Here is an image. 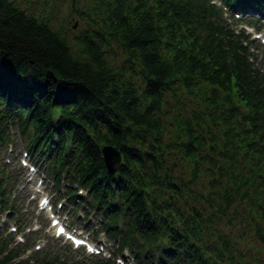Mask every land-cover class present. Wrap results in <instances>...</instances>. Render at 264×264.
I'll use <instances>...</instances> for the list:
<instances>
[{"label":"trees","instance_id":"trees-1","mask_svg":"<svg viewBox=\"0 0 264 264\" xmlns=\"http://www.w3.org/2000/svg\"><path fill=\"white\" fill-rule=\"evenodd\" d=\"M97 1L69 40L0 0V157L18 132L75 210L86 191L98 233L132 259L89 264H251L239 239L264 244V67L235 26L264 20V0ZM105 144L121 153L112 174ZM16 177L0 158V215L16 223L0 220V264H81L33 250Z\"/></svg>","mask_w":264,"mask_h":264},{"label":"rangeland","instance_id":"rangeland-1","mask_svg":"<svg viewBox=\"0 0 264 264\" xmlns=\"http://www.w3.org/2000/svg\"><path fill=\"white\" fill-rule=\"evenodd\" d=\"M14 2L16 5L27 9L33 15L47 21L54 29L64 33L65 37L69 40H72L85 29H93L94 25H96L94 22L97 20L96 14L99 13L97 0H14ZM256 25L257 27H246V29L252 38L257 40V48L254 52L260 60V65L264 67V25L262 23L260 24V21ZM257 35H261L260 38H256L255 36ZM25 150V140L16 132L13 143L9 145L8 149L2 152L0 157L17 173L15 202L20 212L19 217L25 221L28 220L29 224L32 221L31 227L38 229L37 235L39 239L37 240V244L42 247V250H47L52 254H61L60 261H75L81 264L92 263L90 254L95 253L88 252L83 247H81V251H75L68 241L53 236V228L50 226L49 206L46 209H40L38 208L37 201L40 196L47 194L51 203H57L58 196L64 195V191L69 186L68 184L60 186V191H58L51 185L49 178L46 183H41V177L46 174L45 166L33 161L31 157L25 154ZM22 160L29 161L35 168L37 165L38 169L36 168L35 171H31V168L22 166ZM73 187L75 185H71V188ZM82 194L79 193V195ZM85 194L86 192L83 195V198H85L83 209L81 208L76 211L70 202L62 200L63 207L57 208L58 206L55 204V210L58 211L57 213L61 218L72 228L83 233L84 236H88L95 247L103 245L104 251L102 254L106 255L105 257H109V238L104 234L95 236L98 227L102 225V217L94 215L87 216L89 213L86 214L87 209L84 206L86 203ZM0 219L6 222L9 227H12L14 224L13 221L8 220L3 215H0ZM244 233L245 237L243 239L240 238L239 241L246 254V258L251 264H264V244L257 242L248 228L244 229ZM111 249H115V247L111 246ZM29 253L30 251L27 252V254ZM123 254V258L121 256H115V259L120 257L128 261V252L124 251Z\"/></svg>","mask_w":264,"mask_h":264},{"label":"water","instance_id":"water-1","mask_svg":"<svg viewBox=\"0 0 264 264\" xmlns=\"http://www.w3.org/2000/svg\"><path fill=\"white\" fill-rule=\"evenodd\" d=\"M102 157L104 160L105 167L109 173L117 171L118 166L121 162V153L111 144H106L101 148Z\"/></svg>","mask_w":264,"mask_h":264}]
</instances>
